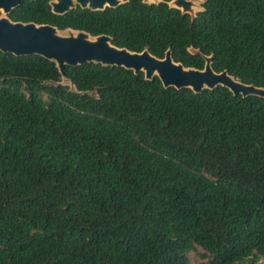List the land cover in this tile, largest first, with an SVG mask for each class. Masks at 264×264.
Listing matches in <instances>:
<instances>
[{"label": "trees", "instance_id": "trees-1", "mask_svg": "<svg viewBox=\"0 0 264 264\" xmlns=\"http://www.w3.org/2000/svg\"><path fill=\"white\" fill-rule=\"evenodd\" d=\"M10 18L72 28L133 52L264 88V0H205L193 21L163 0ZM0 52V264H238L264 257V98L196 94L121 67Z\"/></svg>", "mask_w": 264, "mask_h": 264}, {"label": "water", "instance_id": "water-1", "mask_svg": "<svg viewBox=\"0 0 264 264\" xmlns=\"http://www.w3.org/2000/svg\"><path fill=\"white\" fill-rule=\"evenodd\" d=\"M129 0H51L50 6L55 15L66 13L81 7L94 12L104 11L107 7L116 8L128 3ZM24 0H0V52L13 54L17 57L41 56L53 62L61 76L60 82L46 81L47 87H67L70 92L81 96L89 95L98 98L97 90L81 92L74 82L66 75L67 67H78L87 63L99 64L104 67H121L144 74L146 80L159 78L165 88H187L196 94L217 87L229 89L234 96L244 98L256 96L264 98V88L253 84H245L227 70L216 72L212 66L213 55H203L200 49L193 46L189 53L201 55L205 60L203 69L186 67L173 58L168 49L164 58L154 56L148 48L143 52H133L113 44V39L107 35L92 34L68 28L62 30L56 26L37 24L34 22H15L10 14ZM162 0H143L146 5H159ZM204 0H171L170 9L178 10L182 15H189L194 21L197 15L205 9Z\"/></svg>", "mask_w": 264, "mask_h": 264}, {"label": "rangeland", "instance_id": "rangeland-1", "mask_svg": "<svg viewBox=\"0 0 264 264\" xmlns=\"http://www.w3.org/2000/svg\"><path fill=\"white\" fill-rule=\"evenodd\" d=\"M190 257L192 260V264H201V260L199 258H197L194 253H191ZM259 260L260 261L258 262V264H264V257L260 258ZM238 264H251V260L248 259V260H245V261L240 262Z\"/></svg>", "mask_w": 264, "mask_h": 264}, {"label": "flooded vegetation", "instance_id": "flooded-vegetation-1", "mask_svg": "<svg viewBox=\"0 0 264 264\" xmlns=\"http://www.w3.org/2000/svg\"><path fill=\"white\" fill-rule=\"evenodd\" d=\"M170 1H171V0H170ZM170 1H168L167 4H168ZM204 1H205V0H204ZM142 2H143V0H142ZM162 2H163V0H162ZM162 2H161V3H162ZM128 3H129V1H128ZM126 4H127V3H126ZM126 4L120 5V6L116 7V8L122 7V6L126 5ZM205 4H206V1H205ZM205 4H203L202 6L204 7ZM78 8H81V7H78ZM110 8H111V7H107L105 10L110 9ZM81 9H82V8H81ZM112 9H115V8H112ZM83 10H84V9H83ZM105 10H104V11H105ZM188 16H189V15H188ZM189 17L191 18V16H189Z\"/></svg>", "mask_w": 264, "mask_h": 264}]
</instances>
